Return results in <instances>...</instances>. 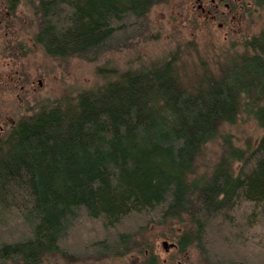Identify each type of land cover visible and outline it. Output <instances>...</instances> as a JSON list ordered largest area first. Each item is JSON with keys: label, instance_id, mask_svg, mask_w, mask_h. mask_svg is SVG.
Wrapping results in <instances>:
<instances>
[{"label": "trees", "instance_id": "16d2710c", "mask_svg": "<svg viewBox=\"0 0 264 264\" xmlns=\"http://www.w3.org/2000/svg\"><path fill=\"white\" fill-rule=\"evenodd\" d=\"M23 1L1 0L9 12ZM35 1V44L65 59L94 58L136 34L162 0ZM244 47L190 88L172 57L15 121L0 136V264L120 255L167 221L187 223L180 252L195 242L210 264H264V28ZM242 111L261 128L255 147L228 145L195 175L203 145ZM232 241L241 258L228 257Z\"/></svg>", "mask_w": 264, "mask_h": 264}, {"label": "rangeland", "instance_id": "374dc122", "mask_svg": "<svg viewBox=\"0 0 264 264\" xmlns=\"http://www.w3.org/2000/svg\"><path fill=\"white\" fill-rule=\"evenodd\" d=\"M259 1L239 0L236 5L230 0L235 7L231 11L222 8L225 12L218 17L222 22L218 26L217 21L199 14L196 0H162L150 8L136 34L105 46L94 58L65 59L46 55L35 44V0L23 1L14 12L5 11L0 2V136L15 121L41 107L72 100L79 92L113 80L126 69H140L151 62L175 58L181 81L190 88L205 71L216 74L221 65L241 55L244 43L264 28V0L262 4ZM9 46L18 49L11 51ZM260 134L258 123L240 112L233 123L224 124L217 136L203 145L195 175L208 174L228 145L243 150L255 147ZM185 230L186 222L151 224L132 238L128 250L120 249V255L70 258L54 254L45 256L42 264H149L151 252L155 264H210L195 242L182 252L177 249V238ZM260 230L264 232V227ZM220 232L229 239L234 230L222 224ZM163 242L174 246L165 250ZM229 243L237 246H232L233 254L228 257L241 258L240 252L245 251L240 242ZM242 263L250 264L247 258H242Z\"/></svg>", "mask_w": 264, "mask_h": 264}, {"label": "flooded vegetation", "instance_id": "af4514ba", "mask_svg": "<svg viewBox=\"0 0 264 264\" xmlns=\"http://www.w3.org/2000/svg\"><path fill=\"white\" fill-rule=\"evenodd\" d=\"M232 3L237 5L239 0H232ZM232 7L235 6L230 5V0H196V10L199 14L204 15L211 22L217 21L218 26L222 25V22L217 19L225 12L222 8L231 11Z\"/></svg>", "mask_w": 264, "mask_h": 264}, {"label": "water", "instance_id": "95a60500", "mask_svg": "<svg viewBox=\"0 0 264 264\" xmlns=\"http://www.w3.org/2000/svg\"><path fill=\"white\" fill-rule=\"evenodd\" d=\"M163 246H164V249L167 250L169 247H173L174 244L171 243V244H169V246H167V245H166V242H163ZM178 264H182V263H179V262H178Z\"/></svg>", "mask_w": 264, "mask_h": 264}]
</instances>
